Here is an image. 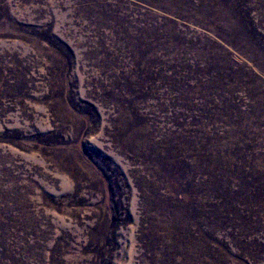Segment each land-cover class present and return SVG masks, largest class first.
I'll list each match as a JSON object with an SVG mask.
<instances>
[{
    "label": "rangeland",
    "instance_id": "rangeland-1",
    "mask_svg": "<svg viewBox=\"0 0 264 264\" xmlns=\"http://www.w3.org/2000/svg\"><path fill=\"white\" fill-rule=\"evenodd\" d=\"M0 264H264V0H0Z\"/></svg>",
    "mask_w": 264,
    "mask_h": 264
}]
</instances>
